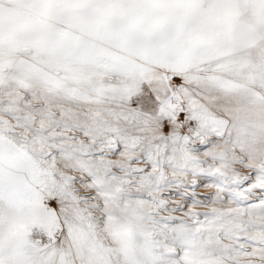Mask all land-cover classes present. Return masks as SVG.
<instances>
[{
	"label": "snow or ice",
	"instance_id": "snow-or-ice-1",
	"mask_svg": "<svg viewBox=\"0 0 264 264\" xmlns=\"http://www.w3.org/2000/svg\"><path fill=\"white\" fill-rule=\"evenodd\" d=\"M0 264H264V0H0Z\"/></svg>",
	"mask_w": 264,
	"mask_h": 264
}]
</instances>
